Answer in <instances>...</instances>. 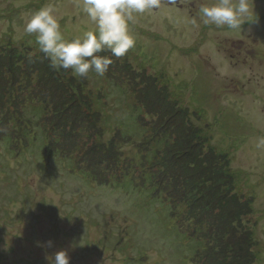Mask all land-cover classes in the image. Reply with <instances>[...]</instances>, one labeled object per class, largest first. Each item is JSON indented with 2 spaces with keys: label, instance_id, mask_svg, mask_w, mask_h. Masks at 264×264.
Segmentation results:
<instances>
[{
  "label": "rangeland",
  "instance_id": "rangeland-1",
  "mask_svg": "<svg viewBox=\"0 0 264 264\" xmlns=\"http://www.w3.org/2000/svg\"><path fill=\"white\" fill-rule=\"evenodd\" d=\"M216 2L161 0L155 12L135 16V47L123 57L99 53L112 60L102 77L55 68L67 101L57 115L40 117L39 107L28 108L27 102L43 100L34 75L20 79V96L7 93L8 102L0 101V264H48L45 257L60 250L68 252L70 264H197L194 252L202 244L183 228L191 229L193 220L188 223L185 212L174 226L170 202L153 197V189L161 182L175 194L181 190L172 177L185 167L178 154L185 143L196 142L189 135L199 128L216 155H228L235 192L252 199L241 225L251 231L253 263L264 264V0H249L252 11L237 29L203 24L200 6ZM48 3L65 40L95 30L82 0H0V98L11 91L1 64L14 61L7 51L41 53L24 25ZM141 74L162 78L158 86L143 85ZM140 93L148 106L161 109L136 107ZM75 110L83 120L72 124ZM111 139L117 142L110 148L117 153L116 167L85 156L89 147ZM18 146L26 148L19 152Z\"/></svg>",
  "mask_w": 264,
  "mask_h": 264
},
{
  "label": "trees",
  "instance_id": "trees-1",
  "mask_svg": "<svg viewBox=\"0 0 264 264\" xmlns=\"http://www.w3.org/2000/svg\"><path fill=\"white\" fill-rule=\"evenodd\" d=\"M7 52V59L12 57L14 61L3 59L1 62L8 73V80L3 77L5 82L3 84L7 85L5 88H11V91L6 92L5 90L3 98H0L1 105L8 102V98L5 100L4 98L5 96L8 97L9 93L10 98L13 92L17 94V97L20 96L21 86L19 81L21 78L32 79L34 75L37 84H40L39 86L42 88V91L39 92L44 98L42 97L43 100L39 101L40 104L31 105L30 102H27L28 108L34 111L35 108L39 107L42 111L40 117H45L48 112L57 115L59 113L58 111L62 109L61 105L67 101L66 97H64L66 94L62 86L64 84L60 76H58L56 69L52 66V63L48 61L43 53L37 56H26V54L14 53L10 49ZM22 62L27 67L23 72L21 67H19V64H23ZM61 71L64 72V69H61ZM1 72L2 71H0V73ZM140 77L137 76L143 85H146V83L150 81L153 86H158V80L162 78V76H160V78L152 76L154 78H151L143 76L142 74ZM136 97L137 101H134L136 107L140 106L143 110L152 112H154V108L161 109L159 105L153 109L151 106H148L146 101L143 100V95L141 93L138 96L136 95ZM52 101H54V106L51 107V103L49 102ZM79 102L80 100H75L73 106H80L81 109L82 106ZM70 106L68 107L69 109L73 107ZM166 110L167 106L164 107L162 111ZM162 111L160 118L164 116ZM178 112L179 110L177 113ZM77 115L79 114L77 110H75L73 112L74 117L70 119V123L72 122V124H75L77 121L83 120L81 119L82 117H77ZM11 116L13 115L10 114V117ZM52 118L50 117L49 119L52 120ZM68 120L69 119H66V121ZM57 123L58 122L55 121L52 126H56ZM64 123L68 124V122ZM161 126L163 125L161 124ZM71 127H73V125H71ZM161 130L165 132L166 128ZM0 133H3V131H0ZM121 134V131L118 129L116 135ZM63 136L65 137L66 135ZM189 136L196 142L188 145L185 143V146L180 149L183 152L178 154V160L182 159L185 167L181 172L175 170L176 174L172 176L181 181V190L176 188L175 192L177 194H175L170 188L167 190L162 187V183L160 182L156 187L154 186L153 197L159 198L166 203L168 201L170 202L171 210H169V218L174 226H179L180 218L185 212L188 213L187 222L190 223V218L193 220L194 226H191V229L185 225L183 228L187 236L192 238L191 240L196 241L198 245L202 244V246H199L200 248L196 249L194 252V261H197V264H254L251 254V248L253 247L250 237L251 231L247 226L244 225V227L241 225L240 218L241 216H246L251 213L252 199L242 198L235 192L233 177L228 175L227 165L225 164L229 163V157L226 153H218V155H216L215 149L207 144L208 139L205 130L199 128L197 129V135ZM176 137L178 138L177 135ZM182 137H185V135ZM204 143L208 146L207 148L203 146ZM114 145L116 146L117 142L115 143L114 141ZM114 145L113 139H111L107 144H101L100 147L91 146L85 153V156H95L97 159L96 161L99 163L104 161L107 165L114 168L116 167L117 153H113L110 149L111 146ZM25 148L24 146L21 148L18 146V151L20 152L22 150L23 152ZM171 166L174 169L178 168L176 165ZM171 166L170 168L173 169ZM75 169L77 172L82 170L77 167H75ZM74 170H71V172L73 173ZM122 171L126 172V169H121L119 172ZM117 172L112 176H117ZM83 173L94 179L97 178V174L85 171ZM171 173H174V171L172 170ZM167 175L168 173H165L164 177ZM144 179H146L145 176ZM144 179H142L143 182ZM189 205L190 207L187 209ZM176 208L183 209V212L176 213ZM196 209L202 210H200L201 212H199V214L195 215Z\"/></svg>",
  "mask_w": 264,
  "mask_h": 264
},
{
  "label": "clouds",
  "instance_id": "clouds-1",
  "mask_svg": "<svg viewBox=\"0 0 264 264\" xmlns=\"http://www.w3.org/2000/svg\"><path fill=\"white\" fill-rule=\"evenodd\" d=\"M169 4L175 0H168ZM83 13L95 25L82 37L64 39L54 5L48 3L26 20L24 31L35 36L41 53L54 68L71 70L75 76L87 77L89 72L104 76L112 60L99 53L110 50L113 56L123 57L135 47L130 22L135 16L152 13L161 7V0H82ZM252 11L249 0H217L212 5H201L199 15L205 25L240 28L242 20ZM51 246V241L47 242ZM48 264H70L67 251L60 250L46 256Z\"/></svg>",
  "mask_w": 264,
  "mask_h": 264
}]
</instances>
